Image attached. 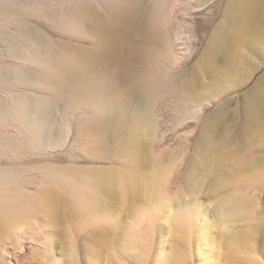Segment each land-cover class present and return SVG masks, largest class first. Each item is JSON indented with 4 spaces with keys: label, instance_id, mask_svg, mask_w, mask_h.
Returning <instances> with one entry per match:
<instances>
[{
    "label": "bare ground",
    "instance_id": "obj_1",
    "mask_svg": "<svg viewBox=\"0 0 264 264\" xmlns=\"http://www.w3.org/2000/svg\"><path fill=\"white\" fill-rule=\"evenodd\" d=\"M178 1L0 0V264L53 262L54 225L64 201L74 217L96 223L104 218L107 198L135 194L143 152L158 133L164 134L167 105L181 112L180 124L209 121L208 110L224 93L216 90L196 99L192 87L195 69L203 66L201 58L200 65L186 67L200 50L196 16L208 7L203 6L208 0H188L187 8ZM226 6V18L208 43L209 49L223 54L234 38L227 18L239 22L249 38L264 32V0H228ZM10 20L13 27L8 26ZM233 63L228 61L225 76L215 75L221 84L233 79ZM217 125L208 124L211 136ZM224 142L213 151L215 170L231 157ZM64 148H79L93 161L119 158L128 172L28 163ZM183 159L164 169L157 203L139 212L132 226L135 240L148 246L155 215L175 196L169 184ZM229 203L235 212L247 210L245 200L236 196ZM192 218L190 211H181L183 222ZM26 234L29 243L22 238ZM245 239L233 237L236 245ZM30 248L40 257L22 262ZM77 255L71 254L73 264L80 263Z\"/></svg>",
    "mask_w": 264,
    "mask_h": 264
},
{
    "label": "rangeland",
    "instance_id": "obj_2",
    "mask_svg": "<svg viewBox=\"0 0 264 264\" xmlns=\"http://www.w3.org/2000/svg\"><path fill=\"white\" fill-rule=\"evenodd\" d=\"M211 1L205 2L203 6L208 7L196 16L200 50L186 65L189 70L196 63L203 65L195 69L192 91L196 99L203 100L216 90L224 93L220 102L208 110L209 121H206L209 123L206 124L204 118L200 122L180 124L177 121L181 112L171 109L172 103L167 105L166 118L162 120L166 132L158 133L152 145L143 152L145 161L141 164V173L136 176L139 180L136 181L139 183L137 194L118 198L114 195L110 201L105 195L106 204L101 210L104 218L96 223L74 217L70 203L64 201L62 216L53 231L51 253L56 259L46 260V264H73L71 254L75 251L79 264H264V32L257 40L249 38L239 22L227 18V29L234 35L229 52L223 54L209 49L212 33L226 18L228 0H217L213 4ZM178 2L179 6L188 7V0ZM183 14L185 10L179 13V20ZM29 20L37 21L34 17ZM11 23L12 20L8 26L13 27ZM127 57L126 54L122 59ZM228 61L236 62L233 63L235 78L221 84L218 81L221 78L215 75L225 76ZM207 66H211V71L205 70ZM215 121L218 122L216 133L211 136L208 124ZM219 141H225L223 146L231 149V157L215 170L214 153ZM69 149L52 152L49 156H34L28 163L31 166L53 162L58 167L75 164L86 169L112 168L114 172H128L119 158L93 161L81 154L79 148ZM177 158L184 159L178 162L171 175L169 185L175 196L155 215L147 246L131 236L132 226L139 212L157 203V188L164 169ZM233 196L245 200V213L235 212L230 205L229 199ZM181 211L191 212L190 223L180 220ZM237 235L246 236L242 244L236 245L233 241ZM22 238L29 243V234ZM13 242L10 239V243ZM35 253L33 248L27 250L22 262L40 257L41 254Z\"/></svg>",
    "mask_w": 264,
    "mask_h": 264
}]
</instances>
